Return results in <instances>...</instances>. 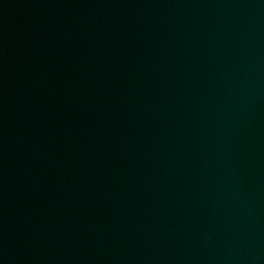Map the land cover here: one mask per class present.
<instances>
[{
  "label": "water",
  "instance_id": "1",
  "mask_svg": "<svg viewBox=\"0 0 264 264\" xmlns=\"http://www.w3.org/2000/svg\"><path fill=\"white\" fill-rule=\"evenodd\" d=\"M0 264H264V0H0Z\"/></svg>",
  "mask_w": 264,
  "mask_h": 264
}]
</instances>
